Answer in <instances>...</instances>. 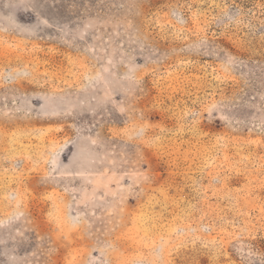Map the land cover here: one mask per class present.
Listing matches in <instances>:
<instances>
[{"label":"rangeland","instance_id":"1","mask_svg":"<svg viewBox=\"0 0 264 264\" xmlns=\"http://www.w3.org/2000/svg\"><path fill=\"white\" fill-rule=\"evenodd\" d=\"M0 264H264V0H0Z\"/></svg>","mask_w":264,"mask_h":264}]
</instances>
